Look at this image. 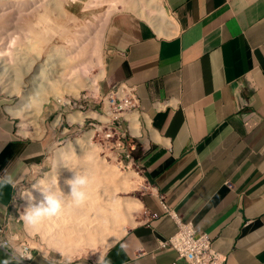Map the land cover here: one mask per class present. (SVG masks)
<instances>
[{
  "label": "crops",
  "instance_id": "1",
  "mask_svg": "<svg viewBox=\"0 0 264 264\" xmlns=\"http://www.w3.org/2000/svg\"><path fill=\"white\" fill-rule=\"evenodd\" d=\"M161 3L166 22L120 11L104 33L110 83L132 86L139 103L125 137L140 184L124 199L137 206L101 256L62 261L32 249L23 264H175L161 242L178 226L161 202L209 234L224 264H264V0ZM8 108L0 93V176L20 184L56 135H23ZM15 190L0 191V242L14 234ZM12 257L0 246V264Z\"/></svg>",
  "mask_w": 264,
  "mask_h": 264
},
{
  "label": "rangeland",
  "instance_id": "2",
  "mask_svg": "<svg viewBox=\"0 0 264 264\" xmlns=\"http://www.w3.org/2000/svg\"><path fill=\"white\" fill-rule=\"evenodd\" d=\"M16 1H21L22 5L34 3L37 5L40 4L39 6H41L43 3V0ZM134 1L135 0H60V5L69 13L71 20L66 22L56 17L53 18L56 41L58 46L60 45L59 48L61 46H66V48H68V40L74 39L77 36L84 37V43L87 42L91 50H93V45L99 44L96 45L92 52L87 54L86 61L84 60L83 62L77 59L78 52H76L75 49L70 51L72 54L69 55V61L72 62L74 71L68 86L57 85V88H51L48 85V87H50L48 89V87H45L47 85L45 80L44 82L39 81L35 86L32 85V88L28 89L30 102H28L25 107L27 115L22 114L24 110H21V113L16 111L20 106L22 97L19 91L12 90L11 80L13 76H11L10 70H1L2 67H0V93L6 98L7 107H9L8 110L12 114L15 112L13 116L16 117L20 132L25 136L35 135L34 133H37L38 137H42L48 133V130H54L56 135L42 163L33 166L24 180L16 187L8 222L10 227H12V233H14L12 234L13 237L11 240L16 244L19 242H26L33 247L36 252L62 261L85 257L97 258L101 256L104 252L103 250L109 246L108 239L101 241L93 237L92 240L95 242L94 245H76L68 252L60 254L61 251H57L56 247L48 243L46 235L42 233L43 226L36 225L35 227H28L23 221L26 202L21 198L20 194L23 193L25 189L32 190L33 184H41L40 182H45L47 177L58 175L56 166L60 168L63 165L66 166L70 164L71 161H69L67 157H58L56 150L65 147L68 143L76 139H80L86 132L93 131V137L91 140L92 149L86 150L87 153L85 155L87 157L84 158V160L87 161L89 158H93V160L97 164H101L104 169L110 170L113 178L116 176L119 179H121V177L125 178V180L119 182L118 185L112 184V186L115 187L113 190L115 194L113 195L124 199L135 198L139 194L137 190L140 182L134 171L137 167L133 166L128 169L124 156L119 150V147H121L124 142V138L130 134L129 131L132 122L130 121L131 117L129 115L134 111H129L127 107L121 108L120 104H122L123 101L118 99L122 96L120 93H118L119 95L117 94V84L110 83L106 59L108 53L104 41L107 23L110 17L117 12H132L146 18L150 15V19L152 18L151 16L154 17L152 12L146 11V13L144 11L139 13L144 6H130L129 2ZM150 21H152V19ZM97 37L99 38L98 41ZM69 46L71 48H76L73 43L69 44ZM1 55H3V52ZM50 56L52 58L56 55L50 53ZM55 60L53 61L55 62ZM49 63L48 61L47 64ZM12 64H14V75H16L17 78L21 75V68L15 64L13 59ZM44 68L46 69L47 66L45 65ZM45 75V72L42 73V80ZM88 82L93 85L89 87ZM83 95L87 97L86 100H83ZM41 97H44L46 100H42L43 102L41 101L37 106L34 102H37V99ZM113 98L117 101L116 110H113L110 106ZM79 104L84 106V109L81 111L76 107ZM10 107H13V110H11ZM35 108H38L36 116L33 115V110ZM75 112L86 114L87 117L84 118L81 124L70 121L69 115ZM40 119L43 121H40ZM56 120L57 122L54 124ZM41 122L42 126H39ZM63 125H67L70 131L65 130V133H62L61 129ZM73 154L74 159H81L77 153ZM135 155L136 153L134 151L133 156L135 157ZM55 159H57V161ZM130 177H133V181L129 179ZM44 182H42V184H44ZM135 207L136 206L131 207L130 209H134Z\"/></svg>",
  "mask_w": 264,
  "mask_h": 264
},
{
  "label": "bare ground",
  "instance_id": "3",
  "mask_svg": "<svg viewBox=\"0 0 264 264\" xmlns=\"http://www.w3.org/2000/svg\"><path fill=\"white\" fill-rule=\"evenodd\" d=\"M60 4V0H43L41 6L34 3L22 5L21 1L17 2L16 0H0V67H2L1 70L9 69L11 76H13L11 80L12 90L19 91L22 97L20 106L16 111L21 113V110H24L23 115H27L25 107L30 102L28 89L32 88V85L35 86L39 81L44 82L45 80L47 84L45 87H48V85L51 88H57V85L68 86L74 71V66L69 61V55L72 54L70 51L75 49L78 52L77 59L83 62L84 60L86 61L87 54L92 52L96 45L99 44L95 43L96 45H93V50H91L87 42L84 43L85 38L77 36L68 40V48L66 46L59 48L60 45L58 46L56 41L53 18L56 17L66 22L71 20L69 13ZM129 5L132 7L144 6L139 13L144 11L152 12L154 17L151 16V19L156 25L167 21L161 0H135L134 2H129ZM140 17L146 18L144 16ZM149 17L146 20H151ZM71 43L76 48H71L69 46ZM2 52L3 55H1ZM50 53L56 56L51 58ZM12 59L21 68V75L17 78L14 75L15 70L13 69ZM48 61L50 62L49 64H47ZM45 65L47 66L46 69L44 68ZM44 72L46 75L45 79L43 78L42 80L41 77ZM92 85V83L88 82L89 87ZM42 100L46 99L41 97L34 103L38 106ZM10 109L13 110V107H10ZM37 110L38 108L33 110L34 116L37 115ZM82 114L75 112L69 115L70 121L81 124L84 118L87 117L86 114ZM134 114L129 115L132 122V131L133 122L136 118V114ZM40 121L43 120L40 119ZM40 125L42 126V122ZM92 137L93 131L86 132L80 139H76L65 147L57 149L56 154L58 157H67L71 163L68 164L67 162L68 165H63L60 168L56 166L58 175L47 177L45 182H40L41 185L51 186L54 191H57L56 180L58 179L59 186L65 195H68L70 188L65 184V181L72 178L74 173L86 174L89 177V184L86 188L88 199L83 204L78 205L70 196H65L63 198L64 207L62 213L58 217L46 218L37 224V226H43L42 233L46 235L48 243L56 247L57 251H61L60 254L68 252L76 245H94L93 237L101 241L108 239V244L112 243L123 230V227L122 229L120 228L124 222L123 211L126 208L130 209L137 206L136 202L134 203L132 200L121 199L113 195L115 194V191H113L115 187L112 184L118 185L125 178L121 177L119 179L117 176L113 178L110 170L104 169L93 158H89L87 161L84 160L87 157L85 155L87 153L86 150L92 149ZM73 153H77L81 159H74ZM55 160L57 161V159ZM33 194L37 196V199L40 198L38 193L34 192Z\"/></svg>",
  "mask_w": 264,
  "mask_h": 264
},
{
  "label": "built area",
  "instance_id": "4",
  "mask_svg": "<svg viewBox=\"0 0 264 264\" xmlns=\"http://www.w3.org/2000/svg\"><path fill=\"white\" fill-rule=\"evenodd\" d=\"M117 87V93H120L122 96L118 99L123 101V103L120 104L121 108L123 109L124 107H127L129 111L137 110L139 103L138 98L135 95L134 88L127 85L125 82L118 83ZM86 99L87 97L83 95V100ZM110 106L113 110H116L117 101L115 98L112 99ZM76 107L80 109V111L84 109V106L80 104ZM125 141L126 140L124 138V142L122 143L121 147H119V150L124 156L126 166L129 168L132 162V156L131 152L126 146ZM161 203L165 210L173 216L178 226L176 233L171 238L161 242L163 246H168L175 251L177 260L175 264H179L180 260L184 261L186 264H224L225 258L213 248V241L209 234L202 231H197L191 223L182 222L177 216L173 214L171 209L167 208L163 202ZM0 245L8 248L13 256H15L17 250L27 251L30 253L33 259V248L26 242H19L16 244L13 240L8 239L7 241L0 242ZM32 259H24V261L31 262Z\"/></svg>",
  "mask_w": 264,
  "mask_h": 264
},
{
  "label": "clouds",
  "instance_id": "5",
  "mask_svg": "<svg viewBox=\"0 0 264 264\" xmlns=\"http://www.w3.org/2000/svg\"><path fill=\"white\" fill-rule=\"evenodd\" d=\"M19 180L13 173L5 172L0 176V191L6 187L16 188ZM69 186L70 193L65 195L63 190L56 180L57 191H54L51 186H43L41 184H33L32 190L25 189L20 194L25 200L26 207L24 209L23 221L28 227H35L46 218L58 217L64 207V197L70 196L76 204H83L88 199L86 188L89 184V177L86 174H76L72 178L65 181ZM39 194V199L33 193ZM3 246V245H0ZM123 248V245L121 246ZM24 259H32L27 251L17 250L15 256L9 260H5L3 264H23ZM100 264H108L105 259H101Z\"/></svg>",
  "mask_w": 264,
  "mask_h": 264
}]
</instances>
